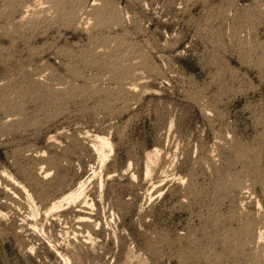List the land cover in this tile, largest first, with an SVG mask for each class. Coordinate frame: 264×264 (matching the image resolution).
Masks as SVG:
<instances>
[{
  "label": "rangeland",
  "instance_id": "obj_1",
  "mask_svg": "<svg viewBox=\"0 0 264 264\" xmlns=\"http://www.w3.org/2000/svg\"><path fill=\"white\" fill-rule=\"evenodd\" d=\"M51 245L264 264V0H0V264Z\"/></svg>",
  "mask_w": 264,
  "mask_h": 264
},
{
  "label": "bare ground",
  "instance_id": "obj_2",
  "mask_svg": "<svg viewBox=\"0 0 264 264\" xmlns=\"http://www.w3.org/2000/svg\"><path fill=\"white\" fill-rule=\"evenodd\" d=\"M111 145V144H110ZM102 146H109V142L108 141H105L103 140L102 141ZM100 154H102L103 156H105L103 154V151L101 150L99 152ZM84 184H81L80 187L76 188L75 190H73L72 192H70L64 199L63 201L67 202V204H76L79 203V200H82V198L85 196L84 195ZM86 193V192H85ZM28 197L30 198L31 196L28 195ZM86 200V198H85ZM88 202V201H87ZM87 202H83V206L79 209L80 212L84 213V209L83 208H86L87 206L90 207V209L92 210L94 205L91 203V204H88ZM82 203V202H81ZM61 202H54V204L52 203V206L49 208V209H46L45 211V215L46 214H49L51 213V211L53 210H56V209H61ZM63 210V209H62ZM54 212V211H53ZM32 219L35 220V216L39 214V211L37 208H34L33 209V213H32ZM48 216V215H47ZM79 222L83 224V226L88 230L86 233H87V237H90L91 233H90V229L91 227H93L92 223H93V220L89 217H83V218H80L79 219ZM92 224V225H91ZM95 226V225H94ZM35 228V226H34ZM42 236V235H41ZM52 248V250L54 251V253L56 254V256L58 257V259L60 260V262H62L63 264H72L73 262V256L69 253V252H62L61 250H58L55 246H50Z\"/></svg>",
  "mask_w": 264,
  "mask_h": 264
}]
</instances>
